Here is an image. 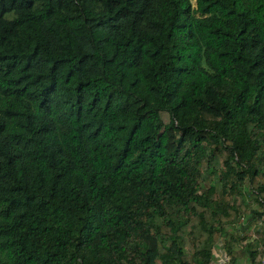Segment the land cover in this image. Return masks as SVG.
I'll use <instances>...</instances> for the list:
<instances>
[{
	"label": "trees",
	"instance_id": "16d2710c",
	"mask_svg": "<svg viewBox=\"0 0 264 264\" xmlns=\"http://www.w3.org/2000/svg\"><path fill=\"white\" fill-rule=\"evenodd\" d=\"M251 227L243 264L264 0H0V264H240Z\"/></svg>",
	"mask_w": 264,
	"mask_h": 264
},
{
	"label": "rangeland",
	"instance_id": "374dc122",
	"mask_svg": "<svg viewBox=\"0 0 264 264\" xmlns=\"http://www.w3.org/2000/svg\"><path fill=\"white\" fill-rule=\"evenodd\" d=\"M194 1V0H193ZM262 224V223H261ZM238 234L241 235H245L243 241H241L242 243H240L239 246V250L236 251L237 254H239V257H241L242 255H244V250L245 248L243 246H241L243 244V242H247L250 239L256 237V235L258 234L257 232L254 231V228L251 227V229H247L245 232H241L238 231ZM256 234V235H255ZM244 248V249H243ZM259 250V249H258ZM218 254H221L222 251H219L218 249L215 250ZM241 255V256H240ZM240 264H243V262H241Z\"/></svg>",
	"mask_w": 264,
	"mask_h": 264
},
{
	"label": "built area",
	"instance_id": "2783aa9c",
	"mask_svg": "<svg viewBox=\"0 0 264 264\" xmlns=\"http://www.w3.org/2000/svg\"><path fill=\"white\" fill-rule=\"evenodd\" d=\"M255 264H264V253L260 256L257 262Z\"/></svg>",
	"mask_w": 264,
	"mask_h": 264
},
{
	"label": "crops",
	"instance_id": "0c3cea01",
	"mask_svg": "<svg viewBox=\"0 0 264 264\" xmlns=\"http://www.w3.org/2000/svg\"><path fill=\"white\" fill-rule=\"evenodd\" d=\"M256 235V234H255ZM257 236V235H256ZM251 240V239H250ZM244 253H246V251H244ZM241 256V255H240ZM261 255H259L257 258L259 259V257H260ZM244 257H245V254L244 255H242L241 257H240V259L242 258V260H241V262H243L244 263ZM240 262V263H241Z\"/></svg>",
	"mask_w": 264,
	"mask_h": 264
}]
</instances>
